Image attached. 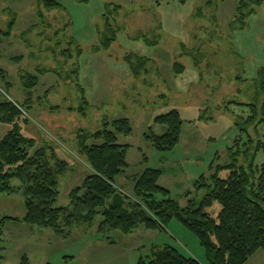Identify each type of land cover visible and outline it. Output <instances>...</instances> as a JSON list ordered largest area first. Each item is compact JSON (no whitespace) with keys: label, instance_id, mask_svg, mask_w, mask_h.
Wrapping results in <instances>:
<instances>
[{"label":"rangeland","instance_id":"obj_1","mask_svg":"<svg viewBox=\"0 0 264 264\" xmlns=\"http://www.w3.org/2000/svg\"><path fill=\"white\" fill-rule=\"evenodd\" d=\"M57 1L61 6L48 8L40 0H0V101L11 98L27 110L28 121L19 123L36 140L31 153L45 148L52 162L68 163L58 176L56 206H69L70 191L91 172L78 133L95 132L106 121L127 117L133 126L131 134L118 135L128 145L129 161L122 176L127 182L121 177L120 185L131 192L134 177L146 167L160 168L159 184L182 206L196 196L195 181L208 176L213 163L230 160L228 150L236 139L244 138L242 144L248 131L263 135L264 123L250 125L244 135L238 123L253 115L248 104L258 98L264 1L243 24L237 17L239 0ZM106 18L116 30L107 47ZM131 54L149 60L138 76L127 60ZM176 63L183 71L176 72ZM23 75L36 77L37 83L25 85ZM173 109L184 120L181 140L161 152L145 135L165 133L167 126L155 119ZM10 128L0 122V138ZM263 161L261 152L257 162ZM220 208L216 202L210 211L217 216ZM24 213L21 190L0 194V217ZM101 220L98 215L92 225L74 226L65 236L9 220L0 257L3 264H19L25 255L32 264H138L152 245L170 244L210 264L197 236L177 218L165 229L139 225L131 233L117 231L110 235L114 243L98 234ZM245 264H264V248Z\"/></svg>","mask_w":264,"mask_h":264},{"label":"trees","instance_id":"obj_2","mask_svg":"<svg viewBox=\"0 0 264 264\" xmlns=\"http://www.w3.org/2000/svg\"><path fill=\"white\" fill-rule=\"evenodd\" d=\"M263 1L239 0L237 17L242 24ZM40 2L48 8L61 6L57 0ZM105 31L103 44L107 47L116 38V30L108 18L105 19ZM127 60L136 76L146 70L149 61L134 54L127 56ZM183 69L182 64L176 63V72ZM22 80L28 86L37 83V78L30 75H23ZM256 84L259 88L256 105L248 104L253 115L238 123L241 135L250 125L257 127L264 123V67L258 71ZM21 118L26 122L29 118L22 103L11 98L0 101V122L11 125L0 138V194L21 190L25 208L22 218L0 217V242L4 240V228L9 220L51 228L58 235L65 236L72 227L92 225L101 215L97 232L110 243L115 242L110 235L117 231L131 233L139 225L148 229H165L177 218L197 236L210 264H245L264 248V161L257 162L259 153H264V132L262 135L258 131H248L242 144L240 140L244 138L236 139L228 150L230 160L215 166L213 163L210 174H202L195 181L196 196L189 197L182 206L170 189L159 184L163 174L160 168L146 167L134 177L131 192L120 185L119 180L126 173L129 161L128 145L121 144L118 135L131 134L133 126L127 117L106 121L104 127L95 132L77 135L80 152L86 156L91 172L80 185L72 188L69 206L64 207L55 203L59 194L58 176L67 170L68 163L63 160L52 162L45 148L31 153L36 140L22 132ZM155 121L166 125V132L155 134L150 131L146 138L158 151L174 149L183 131L181 112L173 109L158 115ZM88 137L100 143L88 144ZM225 169L229 173L222 177L220 172ZM13 180H19V186H15ZM125 180L126 177L122 179L124 184ZM216 202L221 208L214 216L210 210ZM2 259L0 257V264H3ZM19 264L32 263L25 255ZM138 264L202 263L196 257L184 255L177 247L165 244L152 245L149 254L141 257Z\"/></svg>","mask_w":264,"mask_h":264}]
</instances>
